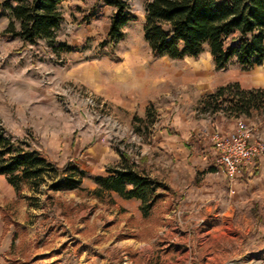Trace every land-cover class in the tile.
<instances>
[{"label":"rangeland","instance_id":"rangeland-1","mask_svg":"<svg viewBox=\"0 0 264 264\" xmlns=\"http://www.w3.org/2000/svg\"><path fill=\"white\" fill-rule=\"evenodd\" d=\"M7 1L0 0V129L7 138L60 168L81 167L88 190L94 178L119 164L122 153L145 173L169 177L161 162L171 151L161 135L157 138L158 133L167 138L166 129L174 131L168 135L175 147L188 139L192 161L176 163L177 178L170 177L174 194L147 223L128 215L124 207H137L117 195L114 204L101 203L85 193H57L47 181L38 194L25 190L31 200H18L0 177V208L14 206L19 225L6 233L0 214V264H17L9 261L16 231L17 245L22 240L30 247V264H264L262 216L247 207L232 209L233 193L223 174L200 180L196 174L191 181L194 172L218 165L210 137L216 117L203 111L201 101L230 80L264 90V66L244 70L233 63L217 71L208 49L196 59L155 57L144 40L148 0H126L137 21L115 48L100 46L113 9L94 8L95 0H70L60 8L64 21L55 41L71 51H54L44 40L24 44L5 36L12 21ZM94 9L97 18L84 24ZM257 119L264 121V110L242 117L250 124ZM191 133L196 135L188 138ZM202 135L205 141H197ZM144 155L159 169L143 167ZM180 156L175 149V161Z\"/></svg>","mask_w":264,"mask_h":264},{"label":"trees","instance_id":"trees-1","mask_svg":"<svg viewBox=\"0 0 264 264\" xmlns=\"http://www.w3.org/2000/svg\"><path fill=\"white\" fill-rule=\"evenodd\" d=\"M68 1H7L4 6L11 12L12 21L5 36L19 38L24 44L31 45L44 40L54 51H71V48L57 45L55 41V33L64 21L60 8ZM95 2L94 8L102 4L113 9L107 38L100 46L104 50L115 48L124 40L126 27L137 21V17L132 14L126 0ZM96 9L84 16V24H91L97 18ZM145 14L144 40L155 57L177 61L196 59L208 49L217 71H225L233 63L244 70L264 66V0H148ZM201 106L204 112L211 114H250L252 110L264 107V90H244L239 84L231 83L206 96ZM166 130L169 134H175L171 129ZM201 138H197V141H205L206 136L202 135ZM215 171L217 167L213 166L203 174ZM0 177H5L18 200H31L32 197L24 195L25 190L38 194L47 181L52 183V189L57 193H85L101 203L114 204V195L126 200L136 199L141 202L144 223L153 221L158 209L170 194H174L171 187L140 170L139 165L126 153L121 154L117 166L108 169L107 176L94 178L95 189H85L82 186L87 177L85 171L72 164L60 168L39 151L7 138L1 129ZM197 178L199 180L200 176ZM171 206L168 204L167 209ZM13 209L14 206L5 210L0 208L6 233L12 227L19 226L13 219ZM19 239L16 231L9 261L30 264V247L22 240L18 246Z\"/></svg>","mask_w":264,"mask_h":264},{"label":"crops","instance_id":"crops-1","mask_svg":"<svg viewBox=\"0 0 264 264\" xmlns=\"http://www.w3.org/2000/svg\"><path fill=\"white\" fill-rule=\"evenodd\" d=\"M234 82H236V81L230 80L226 84L221 85V87L227 86L228 84H231ZM237 84H239V83H237ZM239 85L241 86V84H239ZM241 87L244 90H252L251 87H248V88H245L243 86H241ZM263 110H264V107L260 108V109L252 110L250 114H240V115H237V114L227 115L224 112L214 113L213 115L216 117V122L210 126V131L213 132L215 130L221 134L229 135L230 133H232L235 130L238 123L245 122V123L254 127L256 138L258 140L264 142V121L257 119L258 120L257 123H256V121H254L250 124V123L242 120V117L251 118V116L253 117V113H259V112H262ZM166 133L168 136L167 138L163 137V135L161 133L157 134V138H159V135H161V138H164V141H166L164 146L167 148V150L171 151V153L169 154V157H170L169 160H167L166 162H161L162 169H163V171H165L164 174L167 176L170 173L169 174L170 176L165 177L164 175H161L159 171L152 173V174H147V175H149L153 179L162 181L163 183H166L167 185L172 187L173 182H172L170 177H175L173 180H176V178H177V176H174L176 172L175 173L173 172L174 169L176 168L175 167L176 163L181 164L182 166L184 165V163L189 165V163L192 161V157L190 154V150H188V148H189V142L187 141L188 139H185L184 141H182L181 145L175 147L174 141H170V138H172V136L168 135L167 130H166ZM195 135L196 134L191 133V134H189L188 138H192V136H195ZM184 137L185 136L182 134V138H184ZM175 149L177 152H179L183 155V156H180L179 161L178 160L175 161V159L173 157V152ZM179 162H181V163H179ZM141 164L143 167L144 166L147 167L148 164H150V165L155 164L156 167L159 169V163L156 161H153L152 157H150V156L148 157V156L144 155L141 158ZM76 167L85 171L84 169H82L81 167H79L77 165H76ZM211 167H213V165ZM211 167L209 169H211ZM216 167H217V171H215V172H207L206 174H203L204 172L209 171V169L202 171V172H199V171L194 172L191 175V181H193L195 179L196 174H198L200 176L199 180L201 178L202 179L206 178V176H208V175L223 174L225 177V180L229 184V188L231 189V191L233 193L232 196L234 199V203H233L234 207H232V209H234V208L237 209L240 206L247 207L248 212L254 213V211H257L259 214L258 216L259 217L262 216V218L264 219V155L256 158L253 165L243 168L241 174L238 176L236 182H234V183H230L226 172L221 167H219L218 165ZM164 168H166V169H164ZM103 177H105V176H103ZM84 183H85V179L83 181V185H82L83 187H84ZM94 184H95V182H94ZM95 187H96V184L90 186V188H92V189H94ZM199 187L200 188L205 187L203 185L202 181L200 182ZM119 198H121V197H119ZM121 199H123V198H121ZM123 200L127 201L128 203L131 202L132 206L137 207L136 209H129V207H124V208L127 210L126 212L128 215H133L138 220L141 221L143 218V214L141 212V202L139 200H136V199H131V200L123 199ZM247 233H249V231ZM172 235H174V234L172 233ZM151 243L153 244V242H151ZM137 255L143 256L144 254L137 253ZM151 257L153 258V260H155L154 259V252L151 253Z\"/></svg>","mask_w":264,"mask_h":264},{"label":"built area","instance_id":"built-area-1","mask_svg":"<svg viewBox=\"0 0 264 264\" xmlns=\"http://www.w3.org/2000/svg\"><path fill=\"white\" fill-rule=\"evenodd\" d=\"M210 137L217 164L226 172L230 183L236 182L243 168L264 155V142L256 138L254 127L245 122L238 123L229 135L215 131Z\"/></svg>","mask_w":264,"mask_h":264}]
</instances>
